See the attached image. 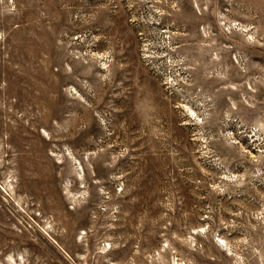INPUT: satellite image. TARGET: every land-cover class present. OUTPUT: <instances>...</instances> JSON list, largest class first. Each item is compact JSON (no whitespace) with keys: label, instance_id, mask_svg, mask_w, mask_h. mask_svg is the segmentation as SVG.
Here are the masks:
<instances>
[{"label":"rangeland","instance_id":"obj_1","mask_svg":"<svg viewBox=\"0 0 264 264\" xmlns=\"http://www.w3.org/2000/svg\"><path fill=\"white\" fill-rule=\"evenodd\" d=\"M0 264H264V0H0Z\"/></svg>","mask_w":264,"mask_h":264}]
</instances>
